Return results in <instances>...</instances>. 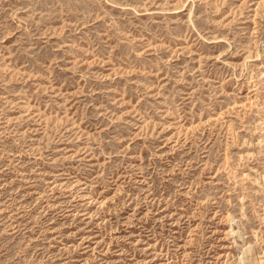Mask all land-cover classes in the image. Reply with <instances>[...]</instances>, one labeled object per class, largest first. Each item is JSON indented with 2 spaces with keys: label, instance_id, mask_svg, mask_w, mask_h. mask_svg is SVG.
<instances>
[{
  "label": "rangeland",
  "instance_id": "rangeland-1",
  "mask_svg": "<svg viewBox=\"0 0 264 264\" xmlns=\"http://www.w3.org/2000/svg\"><path fill=\"white\" fill-rule=\"evenodd\" d=\"M264 264V0H0V264Z\"/></svg>",
  "mask_w": 264,
  "mask_h": 264
},
{
  "label": "bare ground",
  "instance_id": "bare-ground-1",
  "mask_svg": "<svg viewBox=\"0 0 264 264\" xmlns=\"http://www.w3.org/2000/svg\"><path fill=\"white\" fill-rule=\"evenodd\" d=\"M258 264H259V262H258Z\"/></svg>",
  "mask_w": 264,
  "mask_h": 264
}]
</instances>
